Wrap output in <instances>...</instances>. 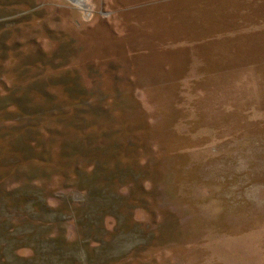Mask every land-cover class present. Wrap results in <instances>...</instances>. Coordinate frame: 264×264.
<instances>
[{
	"label": "rangeland",
	"instance_id": "1",
	"mask_svg": "<svg viewBox=\"0 0 264 264\" xmlns=\"http://www.w3.org/2000/svg\"><path fill=\"white\" fill-rule=\"evenodd\" d=\"M212 7L0 0V264H264V55L222 78Z\"/></svg>",
	"mask_w": 264,
	"mask_h": 264
},
{
	"label": "crops",
	"instance_id": "2",
	"mask_svg": "<svg viewBox=\"0 0 264 264\" xmlns=\"http://www.w3.org/2000/svg\"><path fill=\"white\" fill-rule=\"evenodd\" d=\"M213 2L214 6L218 5L221 9L216 10L212 7V21L208 24V32L210 33L215 30L214 32L224 37V40H222V38L221 44L219 41V44L216 43L211 46L213 47L214 45L218 48L219 46L225 45V49L222 48L218 51V54L215 57H213V54L211 53L212 56L210 55L211 58H209L211 62H217V64H220L221 62V64L223 63L228 67L227 70L224 71L226 74L222 78H232L234 75H232V73L234 72L236 73L235 75L237 78L240 76V72L231 69L232 65H235L238 62H243L245 57L250 58L256 56V59H259V56L262 58L264 55V0H213ZM204 30H206L205 26H203L202 30L197 32L198 34H202L205 32ZM235 31L238 32L233 33ZM237 39L247 42L241 44L240 47L235 41ZM252 39L254 44L249 43L250 47H248V41ZM233 46H239L241 48L237 51V54L235 52L236 49H234ZM256 47L260 50L258 53L253 50ZM212 49L210 52L216 50ZM222 54H224V56ZM257 72H244L245 74H242L241 77L247 80V82H251L250 87H254L256 83L261 85V80L264 85V73L262 77L259 73L256 74Z\"/></svg>",
	"mask_w": 264,
	"mask_h": 264
},
{
	"label": "bare ground",
	"instance_id": "3",
	"mask_svg": "<svg viewBox=\"0 0 264 264\" xmlns=\"http://www.w3.org/2000/svg\"><path fill=\"white\" fill-rule=\"evenodd\" d=\"M72 1H75V0H72ZM79 2V1H78Z\"/></svg>",
	"mask_w": 264,
	"mask_h": 264
}]
</instances>
